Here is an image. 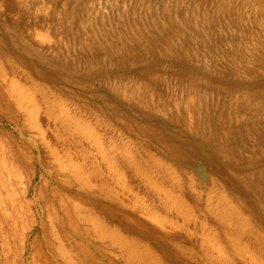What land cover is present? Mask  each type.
I'll use <instances>...</instances> for the list:
<instances>
[{"label": "rangeland", "instance_id": "374dc122", "mask_svg": "<svg viewBox=\"0 0 264 264\" xmlns=\"http://www.w3.org/2000/svg\"><path fill=\"white\" fill-rule=\"evenodd\" d=\"M194 1L0 0V59L10 60L4 70H25L92 125L170 165L185 189L189 180L203 196L221 189L264 234V118L248 104L264 95V56L227 63L237 34L264 36L263 13L236 25L234 13L212 15L190 33L173 13ZM167 7L173 26L154 27L151 17L166 16ZM248 176L255 181L245 188L238 178Z\"/></svg>", "mask_w": 264, "mask_h": 264}, {"label": "bare ground", "instance_id": "6f19581e", "mask_svg": "<svg viewBox=\"0 0 264 264\" xmlns=\"http://www.w3.org/2000/svg\"><path fill=\"white\" fill-rule=\"evenodd\" d=\"M257 12L264 17V0H195L193 9L173 15L191 33V24L212 15L234 13L236 25L242 16L255 21ZM151 18L154 27H166L172 12ZM263 49L264 36L239 33L227 63L262 58ZM1 60L0 264H264V234L238 216L221 189L203 196L191 180L185 189L170 165L92 125L25 70H4L10 60ZM248 104L264 118V95L249 97ZM188 118L195 126L196 114ZM238 179L245 188L255 181Z\"/></svg>", "mask_w": 264, "mask_h": 264}]
</instances>
